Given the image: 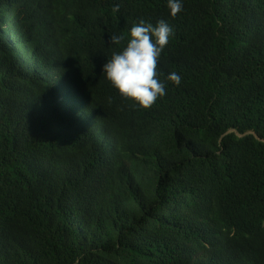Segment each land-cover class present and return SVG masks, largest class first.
<instances>
[{"label": "trees", "instance_id": "1", "mask_svg": "<svg viewBox=\"0 0 264 264\" xmlns=\"http://www.w3.org/2000/svg\"><path fill=\"white\" fill-rule=\"evenodd\" d=\"M161 19L143 109L102 66ZM0 264H264V0H0Z\"/></svg>", "mask_w": 264, "mask_h": 264}, {"label": "clouds", "instance_id": "2", "mask_svg": "<svg viewBox=\"0 0 264 264\" xmlns=\"http://www.w3.org/2000/svg\"><path fill=\"white\" fill-rule=\"evenodd\" d=\"M167 7L174 18L182 12L183 0H167ZM114 11L119 12V5L114 6ZM172 36L174 30L165 20L155 25L140 20L131 27L122 50L103 64L102 73L122 97L143 109L152 107L166 95V83L160 80L157 63ZM124 39L123 35H112L110 43L121 45ZM166 80L179 87L182 76L173 71Z\"/></svg>", "mask_w": 264, "mask_h": 264}]
</instances>
